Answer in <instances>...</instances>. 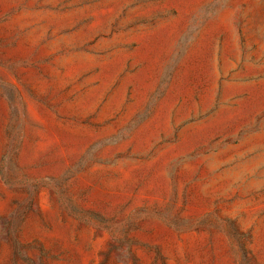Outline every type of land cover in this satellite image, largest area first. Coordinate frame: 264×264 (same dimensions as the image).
Listing matches in <instances>:
<instances>
[{
	"label": "rangeland",
	"instance_id": "1",
	"mask_svg": "<svg viewBox=\"0 0 264 264\" xmlns=\"http://www.w3.org/2000/svg\"><path fill=\"white\" fill-rule=\"evenodd\" d=\"M84 263L264 264V0H0V264Z\"/></svg>",
	"mask_w": 264,
	"mask_h": 264
},
{
	"label": "bare ground",
	"instance_id": "2",
	"mask_svg": "<svg viewBox=\"0 0 264 264\" xmlns=\"http://www.w3.org/2000/svg\"><path fill=\"white\" fill-rule=\"evenodd\" d=\"M46 208H47V207H46ZM47 209H48V208H47ZM47 209H46V210H47ZM45 212H46V211H45ZM62 230H63V229H62ZM55 231H57V229H56ZM57 232H59V231H57ZM53 235H54V234H53ZM60 235H61V234H60ZM190 241H191V240H190ZM85 262H86V261H85ZM84 264H86V263H84Z\"/></svg>",
	"mask_w": 264,
	"mask_h": 264
}]
</instances>
